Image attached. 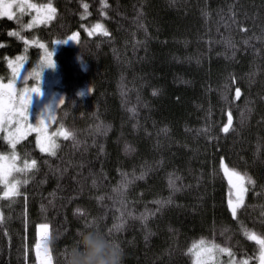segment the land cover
Returning a JSON list of instances; mask_svg holds the SVG:
<instances>
[{"label":"trees","instance_id":"16d2710c","mask_svg":"<svg viewBox=\"0 0 264 264\" xmlns=\"http://www.w3.org/2000/svg\"><path fill=\"white\" fill-rule=\"evenodd\" d=\"M55 1L68 30L99 19L108 35H88L90 90L68 86L57 110L72 140L55 156L33 134L16 144L19 160L37 168L27 170L19 196L0 199V264H35L44 223L53 264H64L86 224L119 242L123 264H191L193 240L217 228L250 245L243 231L262 215L243 208L233 216L221 164L255 181L247 204L264 203V0ZM15 29L14 18L0 16L3 79L8 58L40 51L10 35ZM12 151L0 134V154ZM230 252L215 247L208 264H234Z\"/></svg>","mask_w":264,"mask_h":264},{"label":"rangeland","instance_id":"374dc122","mask_svg":"<svg viewBox=\"0 0 264 264\" xmlns=\"http://www.w3.org/2000/svg\"><path fill=\"white\" fill-rule=\"evenodd\" d=\"M55 1V0H54ZM20 2V0H3V3H12L13 8L12 11L16 13L14 18L17 20V28L15 29V33H18L16 37L25 38L29 44H34L40 47L43 44L45 47L41 48L39 54L34 53L30 50L18 54L15 57H10L7 59V64L9 68V75L7 78L3 79L0 76V85H7L10 82L13 85V99L14 102L18 105L21 95L24 94L25 90L28 91L29 95L31 96V101L28 108V119L27 122L24 124L25 129L28 126L37 127L40 120L44 121V130L41 132L37 131H27V134L24 135L19 141L23 138L27 137L29 134H33L35 138V143L37 148L41 151L40 145L38 144V137L41 141H44V136L47 135L51 137L58 145L62 143L65 139L63 136L60 135H53L54 133H58L61 130H66L71 132V128L69 126H63L60 124L56 119V113L61 105L65 94L68 89V86L72 89V92H76V90L80 91V93H85L89 91L90 81L87 79V62L85 60V50H86V43L88 41V32L94 29V26L99 23L103 25L105 28L104 23L102 20L97 19L98 21L95 23L89 20L85 24L84 28L78 30L70 31L66 27L69 26L67 22L63 18L62 11L57 8V3L53 2V0H28L29 3L37 4L38 6H43L51 3V5L56 9L55 16L52 20L47 21L45 23H37L33 24L31 28L27 27L28 24L32 23L33 17L36 15L35 11H30L27 8L23 13L19 12L16 5ZM76 2V1H74ZM77 5L79 6L80 3L78 2ZM96 9V7H95ZM79 12H84L79 11ZM19 14V16H18ZM26 14V15H25ZM23 15V17L21 16ZM25 15V16H24ZM62 21V22H61ZM80 32V33H79ZM78 34V39L76 41L68 40V37ZM81 34V36H80ZM80 36V38H79ZM68 40L66 43H57V41H65ZM71 46H75L71 49ZM70 48V49H68ZM51 52L52 56L50 59L54 62L55 67H42L46 65V60L48 59L46 56V51ZM19 58V59H18ZM11 62V66H10ZM22 65V67H21ZM19 68V76L22 78H17V76L13 73V68ZM66 86V88H65ZM33 89H39V92H33ZM89 89V90H88ZM6 92V90H3ZM7 95L4 96V100L7 101ZM50 106V109H49ZM49 116H54V119L49 118ZM21 123H24L23 121ZM17 127L15 118L13 119V123L11 128L5 125V131L0 132L4 137L7 136L8 131H15ZM71 137L68 138V140ZM72 140V139H71ZM116 141L121 148L122 153L125 155H131L134 152V147L127 139L123 138L122 134H119L116 138ZM58 148L55 149V151ZM42 152V151H41ZM12 152L10 153H1L0 155L7 157V160L2 161L5 166L11 162ZM50 154L48 152H43ZM17 159L15 161L16 166L18 168L24 167V162L28 161L31 162L32 160H19L18 154L15 152ZM225 162H222L221 167L223 169V173L225 175V179L227 185L229 187L228 190H232V193H228V200H232L233 204L237 203V191L236 188L233 186L238 183L235 177H233L232 184L229 183L228 176L225 174L224 165ZM229 170H235L239 172L241 175H249L243 171L234 167L232 164L226 165ZM27 173V170L24 172H12L11 175L8 177L9 181H16L18 182V190L20 181H22ZM249 184V183H248ZM247 180H245V188L248 187ZM3 185V184H2ZM5 187L3 185V191ZM3 191L0 193L3 196ZM262 193V197L264 198V193ZM244 193V200H245ZM259 203L254 205L244 203L243 205L237 208V212L241 209L246 208L247 210L256 211L257 215H262V219L260 222L254 223L253 225L249 226L245 229L246 233H255L256 235L264 238V203L258 199ZM264 201V200H263ZM74 208V212H77ZM80 209V208H79ZM0 213L1 207H0ZM45 224V223H44ZM44 232L40 226L37 228L36 233ZM249 236V235H248ZM252 240V239H251ZM203 241V244L200 242ZM254 242V243H253ZM252 243L244 244L242 240L236 237V234L232 232L229 228H217L211 234L205 237H199L193 240V245H197L198 247L195 248L192 252H189L188 257L191 261V264H196L197 257L195 253L199 251L201 253V258L204 261V264L210 263V261L214 258V253L212 252L211 258H209L207 249L212 248L215 244L216 250L221 248H226L232 250L234 252L233 261L234 264H243L244 261H247V264H262L260 255H261V246L253 240ZM40 243L43 245V241L37 238L35 235V242L32 247V253L34 257V263L39 264L44 258L43 247L40 250V257H37L35 245ZM49 246V244H48ZM214 251V248H213ZM53 264V253L51 255Z\"/></svg>","mask_w":264,"mask_h":264},{"label":"snow or ice","instance_id":"6c2138e0","mask_svg":"<svg viewBox=\"0 0 264 264\" xmlns=\"http://www.w3.org/2000/svg\"><path fill=\"white\" fill-rule=\"evenodd\" d=\"M19 12L23 13L25 9L27 8L30 11H35L36 15L33 17L32 23L28 24L27 27L31 28L33 24L37 23H45L47 21H50L54 18L56 9L51 5V3L43 6H38L34 3H29L28 0H20V2L16 5ZM88 4H83V8L85 9V14H87ZM13 4L12 3H3V0H0V16H7L9 19H12L16 13L12 11ZM93 32H100L101 34L107 36L108 32L106 29L103 28V25L97 23L94 26V29L88 32V35H93ZM10 35H18V33H10ZM78 39V34H73L68 37V40L76 41ZM68 40L65 41H57V43H66ZM41 48H44L45 46L43 44L40 45ZM46 51V65H43L42 67H55L54 62L50 59L52 56L51 52ZM19 59V58H18ZM11 66V62H10ZM22 67V65H21ZM13 73L17 76V78H22L19 76V68L14 67ZM13 85L10 82L7 85H0V132L5 131V125H7L9 128H11L13 119L15 118V122L17 127L15 128V131H8L7 136L5 139L10 144L11 148L13 149L11 162L8 163L6 166L3 163H0V184H3L5 187V190L3 191V196L0 197V199L4 198H11L14 196H19L20 192L18 190V182L16 181H9L8 177L11 175L12 172H24L26 170H32L37 168V163L35 160H32L31 162L25 161L23 168H18L16 166V159L17 156L15 154V148L16 144L19 142V140L27 134V131H37L41 132L44 130V121L40 120L37 127L28 126L27 129H25L24 124L27 122L28 119V108L31 101V96L29 95L28 91L25 90L24 94L21 95L20 100L18 102V105L14 102L13 99ZM3 90H6L3 91ZM33 92H39V89H33ZM7 95V101L4 100V96ZM237 96H239V89H237ZM50 109V106H49ZM49 118L54 119V116H49ZM24 123H21V122ZM229 129L228 127L224 128V131L227 132ZM53 135H60L63 136L65 139H68L69 137H72L73 133L66 130H61L58 133H54ZM38 144L40 145V149L42 152H48L52 156L56 155L55 149L59 147V145L49 136H44V141H41L38 137ZM7 160V157H4L0 155V162ZM225 171V174L228 176L229 183L232 184L233 177L236 178L238 181L237 184L233 185L236 188L237 191V203L233 204L232 200H229V206L232 210L233 216L236 215L237 208L243 205L244 201V193H246L247 189L245 188V180H247V183L249 184H255V181H253L250 177H246V175H241L239 172L233 170H229L226 165H222ZM24 183L26 184L27 181L25 180ZM95 184V181H93ZM170 183L174 184V181H170ZM77 212H81V209L77 208ZM123 215V214H122ZM4 223V216L2 213H0V225ZM87 226V224H86ZM42 229H44V232L42 233L43 238V245L40 243H37L35 245L36 248V254L37 257H40V250L43 247L44 252V258L41 261V264H51L52 257L50 253V249L48 246V242L50 240V231L49 226L46 224H42L40 226ZM114 228H120L122 227V223L118 225H114ZM111 231V230H110ZM249 235V239L255 240L260 246H261V255L260 259L262 264H264V238H261L260 236L256 235L255 233H246ZM200 244H203V241L200 242ZM197 245H193L192 249H189V252H192L193 249L197 248ZM217 246H213L212 248H208L206 251L208 253L209 258H211L213 248ZM220 252H227L229 255H231V252L229 249L221 248L219 249ZM197 260L196 264H204V261L201 258V253L197 251L195 253ZM243 264H247V261H244Z\"/></svg>","mask_w":264,"mask_h":264},{"label":"clouds","instance_id":"9594fccd","mask_svg":"<svg viewBox=\"0 0 264 264\" xmlns=\"http://www.w3.org/2000/svg\"><path fill=\"white\" fill-rule=\"evenodd\" d=\"M77 236L65 251L64 264H123L124 250L119 242L98 228L85 226Z\"/></svg>","mask_w":264,"mask_h":264},{"label":"bare ground","instance_id":"6f19581e","mask_svg":"<svg viewBox=\"0 0 264 264\" xmlns=\"http://www.w3.org/2000/svg\"><path fill=\"white\" fill-rule=\"evenodd\" d=\"M224 165H227V164H224ZM222 170V169H221ZM229 189V187H228ZM228 193H232V190H228ZM244 232V231H243ZM41 237V236H40ZM215 245V244H214ZM218 246V245H217Z\"/></svg>","mask_w":264,"mask_h":264},{"label":"flooded vegetation","instance_id":"af4514ba","mask_svg":"<svg viewBox=\"0 0 264 264\" xmlns=\"http://www.w3.org/2000/svg\"><path fill=\"white\" fill-rule=\"evenodd\" d=\"M223 170V169H222ZM224 174V173H223ZM224 177H225V175H224ZM251 178V177H250Z\"/></svg>","mask_w":264,"mask_h":264}]
</instances>
